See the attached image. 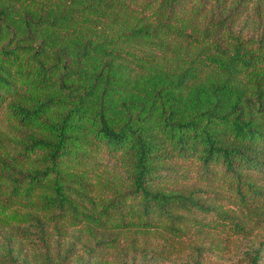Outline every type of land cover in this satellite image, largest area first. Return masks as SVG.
<instances>
[{"label":"trees","instance_id":"trees-1","mask_svg":"<svg viewBox=\"0 0 264 264\" xmlns=\"http://www.w3.org/2000/svg\"><path fill=\"white\" fill-rule=\"evenodd\" d=\"M0 264H264V0H0Z\"/></svg>","mask_w":264,"mask_h":264}]
</instances>
